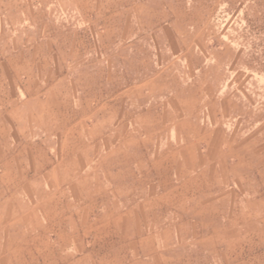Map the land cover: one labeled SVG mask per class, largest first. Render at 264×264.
Here are the masks:
<instances>
[{
  "label": "rangeland",
  "instance_id": "obj_1",
  "mask_svg": "<svg viewBox=\"0 0 264 264\" xmlns=\"http://www.w3.org/2000/svg\"><path fill=\"white\" fill-rule=\"evenodd\" d=\"M2 14L0 125L35 161L0 204V264H264V0ZM149 101L202 112L148 125Z\"/></svg>",
  "mask_w": 264,
  "mask_h": 264
},
{
  "label": "crops",
  "instance_id": "obj_2",
  "mask_svg": "<svg viewBox=\"0 0 264 264\" xmlns=\"http://www.w3.org/2000/svg\"><path fill=\"white\" fill-rule=\"evenodd\" d=\"M3 16L5 15H0V19L3 20ZM3 25V21L0 22V31H2ZM162 97L163 96L161 95L160 98ZM164 106L167 108V110H164ZM148 107L152 109L146 110L145 113H154L155 116L154 120L150 121L148 125H185L186 122L190 121L192 116L201 114L202 112L198 107L196 108V106L190 107L189 109L183 110L184 116L180 118L179 116H176L177 110L173 108L171 103L165 102L164 104L162 103V101L156 103L149 101ZM171 114H175L174 118L171 116ZM156 115H158V117ZM163 115H165V118L163 117ZM167 115H170V117H168ZM30 138L32 137H29L28 134L23 133L22 135H19L15 126L13 127L12 125H0V204L7 203L8 205H11L12 199L22 194H20L19 192V186L27 187L25 193H23L24 195H32V191H29V188H33L34 178L30 177L29 179L27 174L29 172V169L27 166L26 168L20 166L32 164L35 161L32 150L29 151L30 149L27 143L28 139ZM22 140H27V144L23 145L25 150H23L20 154V152H16V149L17 143H22ZM75 158L77 163H84L83 157L75 156ZM102 158L104 157H100V159ZM96 159V164H99V158ZM110 159L111 161L114 160V158ZM47 162L53 163V159L48 157ZM62 162L63 161L58 163ZM98 169L99 168H96V170ZM20 175L24 176V178H21L23 184L19 183ZM14 201H17V199L14 198ZM8 210H11V208H9Z\"/></svg>",
  "mask_w": 264,
  "mask_h": 264
}]
</instances>
